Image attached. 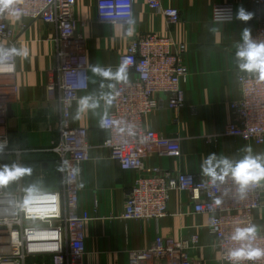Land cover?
I'll return each instance as SVG.
<instances>
[{
	"label": "built area",
	"instance_id": "obj_1",
	"mask_svg": "<svg viewBox=\"0 0 264 264\" xmlns=\"http://www.w3.org/2000/svg\"><path fill=\"white\" fill-rule=\"evenodd\" d=\"M75 1L14 0L0 11V47H17L18 37L7 20L10 17L16 18L20 27L25 20H40L53 30L50 41L54 48V65L47 72L46 92L48 98L58 104L59 123L57 137L46 151L56 155L61 170L59 184L54 189L7 195L0 185V239L9 250L8 255L0 254V264H23L31 256H48L51 264H84V229L90 217L85 211L78 212V181L80 166L89 160V145L87 129L73 128L69 124L70 110L78 99V92L87 89L83 40L75 32L78 26L73 15ZM133 1L96 0L97 20L130 23ZM144 1L147 9L162 15L167 25L180 22L179 9L162 7L160 0ZM254 3L261 6L264 0H254ZM234 19V4L214 6V22ZM251 34L257 43L264 42V21ZM185 50V45H178L172 37L157 33L138 35L129 42L118 58L117 69L131 60L127 71L132 78H128L127 83H117L107 99V112L102 118L107 125L102 127L106 137L102 146L120 170L137 172L125 197L121 219L157 222L166 215L170 191L189 192L194 213L207 217L206 227L214 239L218 256L212 262L191 256V250L200 248L198 234L181 239L157 235L147 249L130 252L128 264H232L227 252L240 247V242L231 239L234 230L255 225L254 212L262 205V181L240 193L230 179L214 185L210 177L202 180L194 174H174L145 165L152 155L179 158L182 154L178 139L146 129L143 119L159 108V94L166 96L168 109L183 107L182 83L188 75ZM15 57L10 55L8 61L0 64V124L8 94L13 91ZM238 83L240 98L230 104L235 120L224 126L223 135L263 145L264 79L258 74H240ZM7 147L6 135L0 134V150ZM2 243L0 241V246ZM252 243L264 249V232L257 231ZM240 264H264V258L243 260Z\"/></svg>",
	"mask_w": 264,
	"mask_h": 264
},
{
	"label": "crops",
	"instance_id": "obj_2",
	"mask_svg": "<svg viewBox=\"0 0 264 264\" xmlns=\"http://www.w3.org/2000/svg\"><path fill=\"white\" fill-rule=\"evenodd\" d=\"M162 7L179 9L181 20L167 25L157 12L147 9L144 0L133 1L130 23L99 22L95 13L96 0H76L73 15L77 21L76 35L83 40L86 58L87 89L78 92V99L70 110L69 124L86 128L89 160L79 168L78 212H87L85 224L84 264H128L129 253L147 249L155 236L187 238L200 236V248L191 250L198 260L212 262L218 256L210 235L207 217L194 213V202L189 192L170 191L166 215L157 222L123 220L125 197L137 177L135 171H122L118 163L102 146L106 132L100 121L107 112V99L120 81L103 78L92 72V67L117 71L118 58L129 42L138 35L157 33L185 45L184 61L188 68L182 83L184 105L175 110L166 107V96L159 94L160 106L143 119L146 129L180 141L179 158L152 155L145 165L170 173L194 174L205 180V161L211 154L217 159L227 157L241 160L252 149V155L264 154V144L244 143L223 135L224 126L235 120L230 104L240 98L238 76L247 74L239 69L236 51L245 27L256 30L264 21V5L254 0H160ZM232 3L235 13L242 5L253 13L244 22H214L212 10L218 4ZM8 24L18 37L17 50L26 49V56L15 57L13 91L8 94L2 114L0 134L7 137V149L0 150V162L30 169L24 175L3 185L7 195L19 191L54 189L58 186L61 170L55 154L46 151L57 137L58 104L46 92L47 72L54 65L52 28L40 20H25L20 27L16 18ZM132 78V75H128ZM91 96L94 109H84L81 99ZM19 152V153H16ZM216 161H213L215 164ZM220 171L217 168V172ZM262 205L254 212L257 231L264 232V180ZM0 254L8 255L4 240ZM23 264H51L48 256H31Z\"/></svg>",
	"mask_w": 264,
	"mask_h": 264
},
{
	"label": "clouds",
	"instance_id": "obj_3",
	"mask_svg": "<svg viewBox=\"0 0 264 264\" xmlns=\"http://www.w3.org/2000/svg\"><path fill=\"white\" fill-rule=\"evenodd\" d=\"M14 0H0V11L7 8ZM236 19L248 22L253 18V13L247 11L242 5L238 6L235 13ZM242 43L238 44L236 58L239 69L243 72L258 74L261 79H264V42L257 43L252 39L251 29L245 27L242 33ZM10 55L26 56L27 50H17L15 47L8 49L0 47V64L9 60ZM131 60L125 61L117 71L113 72L110 68L104 69L99 66L92 67V72L103 78H109L116 81H128L127 66ZM114 88V84L109 85ZM91 96H85L81 99V104L84 109H94L98 106L97 103H89ZM101 127H106L104 120L100 121ZM248 153L241 160L233 161L227 157L217 159L215 154H211L205 161L203 172L211 178L212 184L225 183L230 179L238 186L239 192L244 193L246 189L254 184L264 180V154L252 155V149H245ZM213 161H216L213 164ZM217 168L220 169L217 172ZM30 169L12 165L11 168L4 166L0 169V185H6L10 181H14L29 172ZM27 203V200H25ZM219 203V201H217ZM257 237V227L255 225L247 227H237L231 236L233 241L240 242V247L230 249L227 252V257L232 264H240L243 260L256 261L264 258V249L253 246V241Z\"/></svg>",
	"mask_w": 264,
	"mask_h": 264
}]
</instances>
